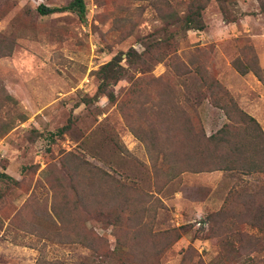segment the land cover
<instances>
[{
    "label": "rangeland",
    "instance_id": "obj_1",
    "mask_svg": "<svg viewBox=\"0 0 264 264\" xmlns=\"http://www.w3.org/2000/svg\"><path fill=\"white\" fill-rule=\"evenodd\" d=\"M72 1L0 0V41L10 48L0 58V264L92 259L48 217L61 201L51 183L67 184L69 154L111 176L110 193L117 182L126 185V220L143 208L144 224L166 248L157 264H255L257 231L233 205V193L264 189V168L175 176L163 158L153 161L157 148L138 136L167 143L189 114L195 124L187 128L206 137L231 124L236 141L244 115L264 131V83L255 75L260 70L264 79V0H83L84 20L38 12ZM200 3L204 29L188 30L185 16ZM131 50L142 54L143 69L127 65ZM115 57L123 58L126 76L109 88L112 103L98 94V72ZM225 206L232 219L211 229ZM104 224L91 218L88 226L114 249L115 228ZM131 228L128 221L119 234ZM156 260L148 254V264Z\"/></svg>",
    "mask_w": 264,
    "mask_h": 264
},
{
    "label": "trees",
    "instance_id": "obj_2",
    "mask_svg": "<svg viewBox=\"0 0 264 264\" xmlns=\"http://www.w3.org/2000/svg\"><path fill=\"white\" fill-rule=\"evenodd\" d=\"M219 1L223 2L225 0ZM203 10L204 6L201 3L191 6L190 11L185 16L188 30L201 31L204 29ZM38 12L42 16L65 12L76 13L84 20L87 10L83 0H73L69 5L59 9L40 6ZM9 53L10 48L0 41V58L9 55ZM143 59L142 54H139L136 50L126 53V63L128 66H133V68L141 67L143 69ZM121 61H123V58L115 57L112 61L103 65L98 72L100 80L98 94L107 96L112 103H115L116 98L113 93L109 92V88L126 76V69L121 65ZM255 75L264 83L260 70L255 69ZM150 110H158L159 115H165L164 107L161 109V107L154 106ZM189 116L190 118L185 120V125L174 127L170 136L166 137L167 143H159L158 137L144 139L138 136L149 147L151 145L157 148L158 152L153 153L155 163L163 158L164 163L168 164L169 170L175 176L187 172L200 174L215 171L245 170V167H250L249 172L251 173L254 171L260 172L259 170L264 168V131L256 119L244 115L242 118L245 125L242 129L244 134L233 141L235 132H233L231 124H226L216 135L206 137L198 134L195 131L196 127L194 129L193 126L189 125L187 128V124H195L192 116L190 114ZM227 117L232 123V116L228 115ZM232 145H236V147ZM207 147H213V150L211 151ZM68 157L63 168L66 173L64 179L67 184L65 186L59 184L61 189H56V184L60 181L51 183L56 194H61V201L53 203L52 216L48 217L61 222L65 229L64 232L71 242H79L93 252L92 259L86 264H148L147 257L149 253H154L157 257L156 262L152 261L154 263L151 262V264L160 262L159 256L166 248L163 247L160 233H154L150 227L151 224H144L143 213H145V210L141 209V216L134 215L135 218L126 220L127 214L128 217H131V206L129 208L124 207L125 194L122 192H126V185H120L117 182L115 189L110 193V187L107 186L110 183L111 176L90 165L85 158L79 155L69 154ZM7 178L12 181L11 178ZM72 191L73 200L71 201L69 193ZM117 194L120 195V198L113 200L114 195ZM236 194L238 193H233V197H236L233 205L240 212L245 211L249 214L245 221L252 224L251 227L257 231V234H255V264L264 263V189L255 192V196L247 193ZM119 201V205H115ZM230 210L225 206L222 212L217 215L219 216L217 221L215 219L211 221V219V229L216 228L219 221L232 219ZM91 218L102 220L106 229L115 228L114 249L111 247L107 236L88 226ZM128 221L134 222V228L127 229L124 234H119L124 230ZM143 233H146L144 238ZM172 233H175V231L172 230ZM239 233L243 235L241 231ZM129 235L134 238L127 239ZM179 237L177 236V241L180 239ZM142 240L147 243L151 241V245L140 247ZM128 242L136 245H130ZM37 264L47 263L39 261Z\"/></svg>",
    "mask_w": 264,
    "mask_h": 264
}]
</instances>
